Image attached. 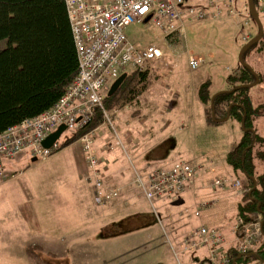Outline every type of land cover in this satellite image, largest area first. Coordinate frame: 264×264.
I'll return each instance as SVG.
<instances>
[{
	"label": "rangeland",
	"instance_id": "rangeland-1",
	"mask_svg": "<svg viewBox=\"0 0 264 264\" xmlns=\"http://www.w3.org/2000/svg\"><path fill=\"white\" fill-rule=\"evenodd\" d=\"M208 2L188 0L187 6L194 7L197 3L204 5ZM234 10L242 15L213 16L208 13L199 19L195 14L188 13L184 15L179 29L169 35L145 22L133 23L126 29V36L135 48L156 46L163 53L161 58L147 63L145 69L148 70L150 82L133 105L142 108L146 106L149 116L144 122L146 127L131 131L130 139L143 155L137 157L135 152L129 154V167L133 165L140 173H145L154 168L169 167L176 162L189 163L199 151H205L204 144H201L203 128L196 124V120L192 121L191 117L192 109L194 117V106H200L195 95L196 87L209 81L212 92L225 90L229 72L237 67L238 53L245 44V35L254 36L257 33V27L249 14L243 11L242 0H235ZM245 19H248L247 23ZM193 55L200 59L196 70H191L188 65L189 58L195 57ZM247 61L256 70L262 68L264 71V49L251 50ZM131 70L128 68L125 73ZM260 86L264 87V82ZM107 92L108 89L106 95ZM251 92L257 94L260 91L251 89ZM141 113L145 115L144 111ZM153 116L159 117L157 127L150 124L154 121ZM137 121L140 122V119ZM161 129L163 132L157 134ZM80 132L82 130L66 132L57 141L61 147L45 161L38 159L31 162V157L23 154L6 165L5 177L0 180L16 176L21 171L23 173L10 181L0 182V264H28V257L30 261L37 257L41 262L52 264H173L174 260L167 247L160 242H153L152 246L146 244V254L142 249L138 253L135 248L127 245L128 240L135 238L133 234L124 237L110 234L106 241H91L89 215H77L81 224L74 225L67 221V217L73 213V203L75 205L76 202L73 190L81 182L78 176L82 166L79 144L81 136L66 147L63 145ZM118 137L123 145L129 144L128 139L125 142L119 133ZM64 192L67 193L66 200L57 203L59 196L64 197ZM54 202L56 206H53ZM139 204L144 213L151 212L143 200ZM55 209L61 214H57ZM35 222L38 223L37 233L33 232L36 229L33 224ZM79 230L81 235L88 236L79 240L74 236ZM157 230L159 228L156 226L150 227L144 233ZM142 236L143 232L138 234V237ZM88 242L90 247H87ZM103 243L108 246L102 247ZM31 245L40 247L36 250L39 253L32 255V258L31 255L27 257L26 252ZM254 263L257 262L251 258L243 261V264Z\"/></svg>",
	"mask_w": 264,
	"mask_h": 264
},
{
	"label": "built area",
	"instance_id": "built-area-1",
	"mask_svg": "<svg viewBox=\"0 0 264 264\" xmlns=\"http://www.w3.org/2000/svg\"><path fill=\"white\" fill-rule=\"evenodd\" d=\"M68 16L72 39L76 51L78 72L65 93L55 105L42 114L25 119L0 133V179H4L6 165L19 155L27 154L31 158L45 160L58 149V143L45 149L42 141L60 126H65L61 134L83 131L101 114L106 125L119 146L118 131L115 125V113L104 107V96L110 83L116 80L126 69L144 70L147 63L163 56L160 48L148 46L135 48L126 36V29L133 23L145 22L157 27L165 35L179 29L184 15L195 14L203 19L205 12L187 6L185 0H63ZM208 5L218 11L223 7L230 16H239L235 12V0H209ZM258 10L264 15V0H258ZM244 11L247 12L245 1ZM182 29L180 30V32ZM189 68L196 70L199 59L190 57ZM92 129L81 135L79 142L89 171L88 180L94 188V203L103 206L119 196L120 190L108 188L101 177L100 161L94 150ZM199 171L198 166L176 162L169 168H154L148 172L134 171L130 185L154 207L158 202L172 204L186 191ZM214 193L233 192L244 196L250 188H244L237 180L222 176L213 180ZM209 202H203L194 211L199 217L200 211ZM263 215L255 212L248 220L237 216L233 222L235 234V253H244L261 237ZM164 242L169 247L176 264H185L178 260L180 256H192L201 248L208 251L202 264H229L226 237L221 227L206 228L196 226L190 233L171 240L164 232ZM196 259L189 264H200ZM254 264H264L254 263Z\"/></svg>",
	"mask_w": 264,
	"mask_h": 264
},
{
	"label": "trees",
	"instance_id": "trees-1",
	"mask_svg": "<svg viewBox=\"0 0 264 264\" xmlns=\"http://www.w3.org/2000/svg\"><path fill=\"white\" fill-rule=\"evenodd\" d=\"M254 3L258 10V0ZM258 13L262 22L264 15L259 10ZM261 49H264L263 38L245 53L244 61L259 78L258 84L252 88L264 90L260 86L264 82L261 68L256 70L247 61L251 50ZM77 72V56L63 0H0V133L52 108ZM126 74L113 95L105 94L107 111L135 105L147 89L150 82L147 69H132ZM254 80L251 72L238 64L227 77L230 92L216 96L212 104L210 83L206 81L197 88L199 102L207 107L209 123L217 124L227 115L229 120L243 122L241 139L231 149L226 161L242 183L250 188L242 198V204L236 206L238 215L246 218L254 212L263 215L261 237L244 253H235L229 248V264H243L249 258L257 263L264 262V136L258 133L261 128L256 130L253 125L256 119H264V98L257 96L258 104L253 108L249 95L252 88L234 90L236 86L250 84ZM101 124L103 118L97 114L89 126L69 138L63 147ZM28 251L32 253L30 248ZM239 255H242L240 259ZM31 264L52 263L41 262L34 257Z\"/></svg>",
	"mask_w": 264,
	"mask_h": 264
},
{
	"label": "crops",
	"instance_id": "crops-1",
	"mask_svg": "<svg viewBox=\"0 0 264 264\" xmlns=\"http://www.w3.org/2000/svg\"><path fill=\"white\" fill-rule=\"evenodd\" d=\"M214 1L216 3L219 2L218 0ZM245 1L246 0H242L243 11L245 8ZM190 7L194 9H202L206 15L208 13L213 16H222V14H227L223 7H219V10L215 11L208 5V3L204 5L197 3L196 6ZM244 12L248 14V12ZM240 15H242L241 12ZM244 22L247 23L248 19H245ZM251 37V35H245V43ZM197 58L199 59V57ZM234 70L229 72V75L234 72ZM260 70L262 71L264 76V71L262 70V68ZM199 85L196 87L195 95L200 106H194V117L192 115L193 109L191 117L192 121L196 120V124L203 128V131L201 132V144H204L203 147L205 149L203 150L205 151H199V154H197L194 159L189 162V164L198 166L199 171L190 185L187 187L184 194L176 202L167 205L158 202L154 205V207H151V205H149L144 197L130 185V180L136 168L133 167V165H131L130 167L128 166L130 165L129 163L131 159V156L129 154L135 152V155H137V157H142L143 155L139 147L135 145V143H133L134 141L130 139L132 137L131 131L136 130L138 127H146L144 122L149 116V114L146 112V106H144L143 108L141 106H125L121 109L111 110L115 113V125L119 135L123 140H125V142L127 141V139L129 141V144H127L128 147L126 145H123L121 140H119L121 142V145L119 146V144H117L116 140L113 138V134L106 125L101 124L96 128L97 130L94 133V150L96 157L101 163L100 170L104 185L108 188H117L120 190L119 196L106 205L97 206L94 203V188L88 180L89 171L87 168L84 153L82 151V147L80 146L82 153V166L80 170L78 169L80 172H78V176L80 177L81 182L78 181L80 182L79 186L75 187L73 190V195L76 199V202L75 205L73 203V213L69 215V218L67 217V221L74 225H77V223H80L78 221L77 215H89L90 220L88 222L90 225H92V233L89 231L91 241H96L98 239L106 241L108 240L110 234H112L113 236L115 234L121 235L123 237L133 234L135 235V238L128 240L127 245L131 248H135L134 250H137L136 252L140 253L138 250L142 249L146 254L147 248L144 247L146 246V244L152 246V244H154L153 242H160L162 245L167 247L168 253H170V256L174 260L173 264H176L177 260L175 256L172 255L169 247L164 242V232L168 234L171 240H175L187 235L193 228L201 225L206 228L221 227L227 241L225 249H233L236 240L235 234L233 232V222L237 216H240L238 215L236 206H238L239 203L242 204V198L244 196L234 194L233 192L224 194L219 192L214 193L211 186L214 179L222 176H227L232 180L239 181L242 187L249 188L242 183V180H240L241 178H239L237 176L238 174L235 173L227 165L226 161V157L231 149L236 146L241 139L242 128L240 123L229 119L225 122L217 121V124L209 123L207 107L201 104L197 97V88L199 87ZM210 85L211 84H209V92L211 93V97L214 94L221 92H212ZM228 88L229 86L226 78L225 90H228ZM256 90L260 92H258L257 94H253L251 90L249 91L250 99L252 102L251 107L253 108H255L258 104V101L256 99L257 96L262 95L263 97L261 99L264 98V90ZM158 109L159 111L161 110L160 106ZM148 110L149 112L152 111L151 109ZM142 111H144L145 115L141 113ZM136 118L140 119V122H138V119ZM153 119L154 121L150 124L151 126L157 127L160 123L159 117L153 116ZM253 125L256 130L261 128L258 133L263 134L264 136V119H256ZM162 132L163 129H161L157 134L160 135ZM193 136L194 133L192 137ZM113 140H115V143H113ZM32 159L33 158H31V162H35ZM37 160L38 159H36V161ZM12 162L14 161H11L9 163ZM171 166L172 165H170L169 167ZM136 170L139 172L138 169ZM22 173L23 172L21 171L17 173L16 176L9 177L6 180H0V182L10 181L14 177L22 176ZM63 187L64 189H66V186ZM67 188L70 189L71 187ZM63 195L64 197L57 196V203L61 202L62 200H66L67 193L64 192ZM70 198H72L71 195ZM141 200H143L150 207L151 212H149V214H146L141 210L142 208L139 204ZM203 202H209V205L200 211L199 217L194 216V211H196L199 205ZM57 203L54 202L53 206H56ZM158 206L159 208H157ZM55 211L56 213L58 212L57 214H61L59 210L55 209ZM251 215H249L247 218L243 216L240 217H242L246 221L250 218ZM23 224L25 225L24 222ZM33 224L36 228L33 232L37 233L38 223L35 222ZM155 226L158 227L159 230H157L156 232L151 231L146 234L144 233V231H147L148 228ZM164 226H167V228H165ZM141 232H143V236L138 237V234ZM74 236L80 238L79 240H81L82 238H86L88 234L81 235V231L79 230L74 234ZM107 246V243L102 244V247ZM87 247H90V242L87 243ZM29 248H32L34 252L32 251V253H30L27 248V257L28 255L36 256V253H39L36 252V250L40 248L38 245H31ZM207 254V249L201 248L192 256L184 255L183 258L182 256H180L178 260H182L183 262H185V264H189L195 259L201 262L207 258ZM27 263L31 264L29 257L27 258Z\"/></svg>",
	"mask_w": 264,
	"mask_h": 264
},
{
	"label": "water",
	"instance_id": "water-1",
	"mask_svg": "<svg viewBox=\"0 0 264 264\" xmlns=\"http://www.w3.org/2000/svg\"><path fill=\"white\" fill-rule=\"evenodd\" d=\"M188 0H185V2H187ZM246 5H247V12L249 14V17L251 19V21L253 22V24L257 27V33L252 36L242 47L241 49L239 50V53H238V64L240 66H242L243 68L247 69L248 71L251 72V74L254 76L255 80L254 82L250 83V84H245V85H239V86H236L234 88V90H239L241 88H246V89H250L254 86H256L259 82V78L257 76V74L253 71V69L244 61V55L245 53L251 49L254 45L258 44L263 36H264V28H263V24L260 20V17H259V13H258V10L256 8V5L254 3V0H246ZM127 74L126 73H123L121 74L116 80H114L112 82V84L109 86L108 88V92H107V96H111L113 95L118 89L119 87L121 86V84L123 83V81L125 80ZM230 90H225V91H221L219 93H216L214 94L212 97H211V104H212V101L213 99L222 94V93H229ZM212 118H213V114H212ZM228 120V115L226 118H224L223 120H219V122H225ZM241 128L243 129V122H241ZM65 131V126H60L55 132L51 133L47 138H45L43 141H42V146L45 148V149H49L51 148L60 138L61 134ZM33 161H36V158H33L32 159ZM242 257V255H239L238 256V259H240ZM233 264H235V262H233Z\"/></svg>",
	"mask_w": 264,
	"mask_h": 264
}]
</instances>
